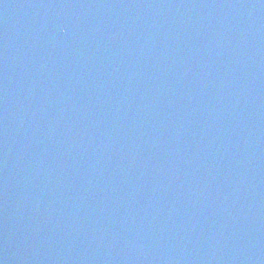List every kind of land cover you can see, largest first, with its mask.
Masks as SVG:
<instances>
[{"label": "water", "instance_id": "water-1", "mask_svg": "<svg viewBox=\"0 0 264 264\" xmlns=\"http://www.w3.org/2000/svg\"><path fill=\"white\" fill-rule=\"evenodd\" d=\"M0 264H264V0H0Z\"/></svg>", "mask_w": 264, "mask_h": 264}]
</instances>
